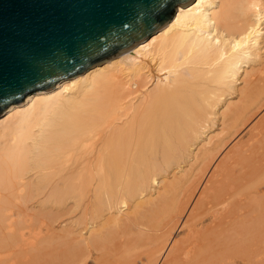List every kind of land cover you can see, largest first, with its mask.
Masks as SVG:
<instances>
[{
  "label": "bare ground",
  "instance_id": "bare-ground-1",
  "mask_svg": "<svg viewBox=\"0 0 264 264\" xmlns=\"http://www.w3.org/2000/svg\"><path fill=\"white\" fill-rule=\"evenodd\" d=\"M263 95L264 0H193L131 48L11 103L0 113V254L88 264L111 244L142 247L133 264H233L241 235L247 256L264 218L223 188L218 165L203 174ZM259 177L247 196L264 194ZM181 218L201 235L193 246L173 241ZM48 220L60 226L36 231Z\"/></svg>",
  "mask_w": 264,
  "mask_h": 264
},
{
  "label": "water",
  "instance_id": "water-1",
  "mask_svg": "<svg viewBox=\"0 0 264 264\" xmlns=\"http://www.w3.org/2000/svg\"><path fill=\"white\" fill-rule=\"evenodd\" d=\"M193 0H0V113L147 38Z\"/></svg>",
  "mask_w": 264,
  "mask_h": 264
},
{
  "label": "rangeland",
  "instance_id": "rangeland-1",
  "mask_svg": "<svg viewBox=\"0 0 264 264\" xmlns=\"http://www.w3.org/2000/svg\"><path fill=\"white\" fill-rule=\"evenodd\" d=\"M241 84V80L239 79L237 81V85ZM264 97V95H263ZM262 97V98H263ZM261 98V99H262ZM233 99L235 100L236 97L233 96ZM260 99V101H261ZM255 101V104L251 106L250 111L248 114L251 116L247 120V122L238 129V132L236 131L234 134L231 133L233 136H228L225 138L227 141L224 147L222 148V151L219 155L216 156L214 159V162L210 164V166L205 171L206 173L203 174V182L206 180V178L210 175L211 171L215 167V165H218L216 174L218 175L220 179V184L223 185V188L230 192L234 193L235 198L240 204H243L244 202H249L250 204V217L254 216L252 220L261 219L264 218V194H262L260 189H252L250 191V197L245 194L247 191V185L251 183L252 181H255L259 179V174L264 172V100L262 102ZM259 104L261 105H257ZM219 123L217 125H214L209 131L208 134H213L218 132L219 130ZM232 131V130H231ZM230 131V132H231ZM228 132V134L230 133ZM222 182V183H221ZM200 188L198 187L194 191V195H197V191ZM182 200L186 199V195H182ZM195 200V197L191 198L190 207L192 206L193 201ZM236 203V201H235ZM243 211V209L241 210ZM261 211V212H260ZM188 213V212H187ZM240 213V212H238ZM263 214V215H262ZM258 215V216H257ZM257 216V217H256ZM240 217V218H239ZM237 216L239 218L235 221L239 220L241 221L243 217ZM259 217V218H258ZM61 220V219H60ZM59 220V221H60ZM183 218H181L180 222L176 224L175 231L173 234V241H179L182 239L187 240L186 245L188 247L193 246L198 242L199 237L201 236L198 232L197 233H191L189 234V231L187 230V227L183 225L182 222ZM58 221V220H57ZM52 222L47 221L46 223L43 222V224L37 227L38 231L39 229H45V225H51L54 228L59 227L60 223L58 222ZM210 219L205 218L200 224H198V227H203L209 224ZM37 222V221H36ZM53 224V225H52ZM62 224V223H61ZM46 225V226H47ZM56 226V227H55ZM34 227H36V223H34ZM264 229H260L262 232ZM238 236V237H237ZM241 235H236V248L235 252L229 251L228 255L226 256L227 261H231L233 264H264V231L262 233L258 232L254 238L251 241V246L247 250L248 255L244 256L245 252L243 253L244 247L242 240H239ZM226 241V240H225ZM224 241V242H225ZM226 241L225 243H227ZM242 243V246L241 244ZM131 245V243H130ZM129 245V246H130ZM219 245L223 246L224 243H220ZM218 245V246H219ZM233 246V244L231 243ZM241 246L243 250H241L239 247ZM224 247V246H223ZM239 249H238V248ZM132 248V247H131ZM129 249L128 252H122L120 249L117 248L114 249V245L109 244L107 248H105L102 251H95L91 253L90 259L87 262L88 264H133L135 260L139 258L138 254L143 251L142 247H134L132 249ZM112 251V252H111ZM5 252L0 254L1 260L4 262V264H21L24 258L25 254L22 253H16L13 252ZM145 254V252H143ZM23 256V257H22ZM143 257V254L141 255ZM248 257V258H247ZM164 258L161 259V262ZM166 261V260H165ZM147 261H143V264Z\"/></svg>",
  "mask_w": 264,
  "mask_h": 264
}]
</instances>
